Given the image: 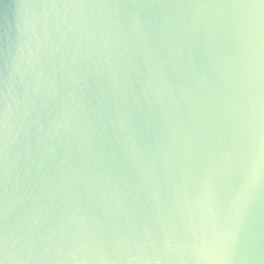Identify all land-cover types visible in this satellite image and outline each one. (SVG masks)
I'll use <instances>...</instances> for the list:
<instances>
[{
    "label": "water",
    "instance_id": "95a60500",
    "mask_svg": "<svg viewBox=\"0 0 264 264\" xmlns=\"http://www.w3.org/2000/svg\"><path fill=\"white\" fill-rule=\"evenodd\" d=\"M3 264H264V0H0Z\"/></svg>",
    "mask_w": 264,
    "mask_h": 264
},
{
    "label": "snow or ice",
    "instance_id": "6c2138e0",
    "mask_svg": "<svg viewBox=\"0 0 264 264\" xmlns=\"http://www.w3.org/2000/svg\"><path fill=\"white\" fill-rule=\"evenodd\" d=\"M0 264H3V261L2 260H0Z\"/></svg>",
    "mask_w": 264,
    "mask_h": 264
}]
</instances>
